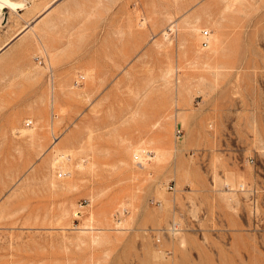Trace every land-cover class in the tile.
Here are the masks:
<instances>
[{
    "label": "rangeland",
    "instance_id": "1",
    "mask_svg": "<svg viewBox=\"0 0 264 264\" xmlns=\"http://www.w3.org/2000/svg\"><path fill=\"white\" fill-rule=\"evenodd\" d=\"M14 1L0 30L38 18L0 56V264H264V0ZM233 99L236 163L177 113L216 140Z\"/></svg>",
    "mask_w": 264,
    "mask_h": 264
},
{
    "label": "crops",
    "instance_id": "2",
    "mask_svg": "<svg viewBox=\"0 0 264 264\" xmlns=\"http://www.w3.org/2000/svg\"><path fill=\"white\" fill-rule=\"evenodd\" d=\"M56 0H52L50 1L51 3H54ZM3 9H13L9 6H4L1 10ZM17 9V8H15ZM24 9V8H23ZM23 9H19L20 11H22ZM0 10V11H1ZM45 11V10H41L40 12ZM6 11H4L2 14H0V17L3 16V14ZM39 12V13H40ZM38 13V14H39ZM20 14H24V12L19 13ZM37 14V15H38ZM44 14V13H43ZM42 15V14H41ZM38 18V16H36ZM31 18L30 20H26V18H22L20 17V23L21 26L14 30L13 32L9 29L2 28V30H0V56H2L3 54H5L11 47L13 48V46H15V44H17L18 40L21 38V36L23 35V33L25 32V29L28 28L30 26V22L34 21L35 19L37 20V18ZM40 17V16H39ZM1 19V18H0ZM3 22V18L1 19V23ZM28 24V26H27ZM25 28V29H24ZM11 33V34H10ZM39 62H42L39 60ZM232 103L229 102V104H227L226 106H220V103L218 101L215 102V104L211 105L209 107V110L211 111V115L214 114L213 119H217L216 121L220 124V129L218 130V135L216 136V140L214 139H209L208 137H213L211 134H208L207 132H205L204 129H202V127L200 126V121L204 122L205 121V117H201L200 115L202 114V109L201 106L199 105L200 102H198V106L197 107H193V109L188 108L186 106H181L178 107L177 113H181V114H186L187 112V116L192 117L193 118V122L195 123V137L199 140L198 143L200 144H208V145H212L215 143V146L217 148V152L218 153H222L225 154L228 157V160L230 158V160L236 162H239V160L241 159V155L247 153L250 150L254 151V148L252 149V147L254 146L253 143V138L251 137V135H246V132H244V126L245 124L243 123L242 119H241V114L238 111H234L235 110V106H236V101L233 99L231 100ZM214 112V113H213ZM176 113V114H177ZM210 116V115H209ZM6 119L4 117L0 118V121H5ZM189 120H191L189 118ZM244 124V125H242ZM227 125V126H226ZM214 138V137H213ZM248 162L250 163V161L248 160ZM253 162V161H252ZM242 163V162H241ZM251 164V163H250ZM235 175H237L235 173ZM249 177L253 182H249L252 183L256 186H259L262 183V176H260V174H258L256 171H254V169H251L249 171ZM261 179V180H260ZM227 185V184H225ZM228 187H230V185H227ZM223 189H224V185H223ZM229 190H225V192H228ZM204 192H206L205 194H207V197H224L223 195H221V192L217 189V190H205ZM241 197V196H240ZM221 209V208H220ZM226 211H221V210H217L216 211V215H215V223L217 225H219V221L220 218H222V216H224V213ZM247 220L251 221V218L249 216V212H247ZM245 219V220H246ZM234 238L237 240L238 238H246L243 235L240 234V229H236L234 228ZM215 232H222V229L217 228L214 229ZM243 249L245 251H247V257L250 260L251 255L253 253V251H255V247L254 244L249 242V241H245L243 243ZM253 259H256L255 257H253Z\"/></svg>",
    "mask_w": 264,
    "mask_h": 264
},
{
    "label": "built area",
    "instance_id": "3",
    "mask_svg": "<svg viewBox=\"0 0 264 264\" xmlns=\"http://www.w3.org/2000/svg\"><path fill=\"white\" fill-rule=\"evenodd\" d=\"M25 2H28V0H26ZM202 35L204 37L203 40V44L204 46L207 45V38H208V31L204 30L202 31ZM25 124L27 126L32 124V120H26ZM250 162H252V159H249ZM168 188L170 190H173L172 186H168ZM225 188L229 189V187L227 185H225ZM262 187H258L254 184H250V183H240L235 191L241 193V197L243 199V201L247 204L248 206V212H249V216L251 218V220H253L255 223H258L259 219H261L260 214H259V210L257 213V207L259 209L260 206V200H259V194L261 193ZM171 232H177L179 229L177 226H172L170 227ZM168 230H162L163 232L167 233ZM160 239L157 238V241H159Z\"/></svg>",
    "mask_w": 264,
    "mask_h": 264
},
{
    "label": "bare ground",
    "instance_id": "4",
    "mask_svg": "<svg viewBox=\"0 0 264 264\" xmlns=\"http://www.w3.org/2000/svg\"><path fill=\"white\" fill-rule=\"evenodd\" d=\"M4 6H9L11 8H18L19 6L17 5V2L14 0H0V10ZM208 40V39H207Z\"/></svg>",
    "mask_w": 264,
    "mask_h": 264
}]
</instances>
